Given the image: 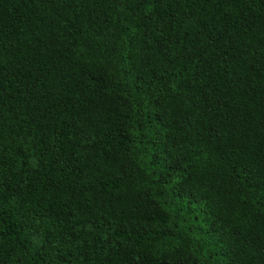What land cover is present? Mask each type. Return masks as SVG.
Listing matches in <instances>:
<instances>
[{"label":"trees","instance_id":"trees-1","mask_svg":"<svg viewBox=\"0 0 264 264\" xmlns=\"http://www.w3.org/2000/svg\"><path fill=\"white\" fill-rule=\"evenodd\" d=\"M0 264H264V0H0Z\"/></svg>","mask_w":264,"mask_h":264}]
</instances>
